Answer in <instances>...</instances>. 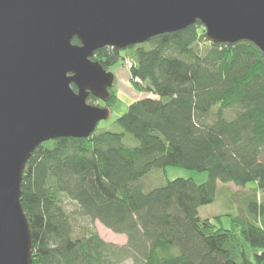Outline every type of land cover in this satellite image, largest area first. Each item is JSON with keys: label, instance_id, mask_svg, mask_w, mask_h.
Returning a JSON list of instances; mask_svg holds the SVG:
<instances>
[{"label": "trees", "instance_id": "trees-1", "mask_svg": "<svg viewBox=\"0 0 264 264\" xmlns=\"http://www.w3.org/2000/svg\"><path fill=\"white\" fill-rule=\"evenodd\" d=\"M147 42L106 46L93 56L107 70L130 56L132 83L148 93L116 119L123 131L52 139L29 158L21 201L34 264H264L261 49L248 40L211 43L200 21ZM115 85L116 78L107 106L117 98ZM167 166L207 171L209 178L176 177L146 189L143 177ZM219 181L244 187L240 214H226L229 228L219 224L223 214H199L214 202ZM76 216L88 220L81 235ZM95 220L125 234L126 243L104 239Z\"/></svg>", "mask_w": 264, "mask_h": 264}, {"label": "water", "instance_id": "water-1", "mask_svg": "<svg viewBox=\"0 0 264 264\" xmlns=\"http://www.w3.org/2000/svg\"><path fill=\"white\" fill-rule=\"evenodd\" d=\"M196 21L211 43L248 40L264 56V0H0V264H34L21 201L34 150L52 139L87 138L110 117L109 107L88 101H106L115 82L95 51Z\"/></svg>", "mask_w": 264, "mask_h": 264}, {"label": "rangeland", "instance_id": "rangeland-1", "mask_svg": "<svg viewBox=\"0 0 264 264\" xmlns=\"http://www.w3.org/2000/svg\"><path fill=\"white\" fill-rule=\"evenodd\" d=\"M148 43V42H147ZM133 49L123 50V54L127 55ZM128 56V55H127ZM132 61L130 56L126 57L125 61L117 63L110 71H113L116 78V85L114 86L117 98L111 106H107L104 100L96 99L91 104H98L100 106H106L110 108V117L106 120H101L98 123L96 132L102 130H113V131H123V127L116 122V119L126 112L130 103L141 97L147 96V91L136 90L132 83V77L130 74L129 62ZM90 103V102H89ZM229 114L233 115V111H229ZM125 140L136 145L137 141L132 138L130 134H126ZM176 177L192 178L198 183L205 182L209 178V173L207 171H198L194 169L177 167V166H167L165 170L155 168L143 177V183L146 189L152 188L154 186H159L163 184L167 179H174ZM250 187H255L253 183L247 185V189ZM244 187L235 184L234 182H218V188L216 192V198L214 202L204 205L200 208V216L202 218L215 219V216L222 215L221 226L229 228L231 226V219L226 214L231 212L235 214H240L241 212V196ZM66 205L69 210H76V203L72 200H66ZM246 211H250L248 206H245ZM88 224V220L76 216L74 220L75 234L81 235L83 225ZM99 234L106 240L116 242L119 244H124L127 241V236L122 233H116L110 228L106 227L99 220H95L92 224ZM122 264H133L131 260H127Z\"/></svg>", "mask_w": 264, "mask_h": 264}, {"label": "built area", "instance_id": "built-area-1", "mask_svg": "<svg viewBox=\"0 0 264 264\" xmlns=\"http://www.w3.org/2000/svg\"><path fill=\"white\" fill-rule=\"evenodd\" d=\"M129 65H130V67H132V65H133V62H132V61H130V62H129Z\"/></svg>", "mask_w": 264, "mask_h": 264}, {"label": "crops", "instance_id": "crops-1", "mask_svg": "<svg viewBox=\"0 0 264 264\" xmlns=\"http://www.w3.org/2000/svg\"><path fill=\"white\" fill-rule=\"evenodd\" d=\"M255 185V184H254Z\"/></svg>", "mask_w": 264, "mask_h": 264}]
</instances>
